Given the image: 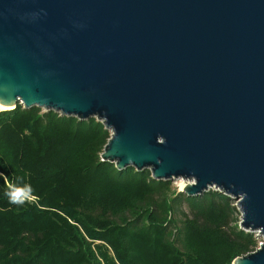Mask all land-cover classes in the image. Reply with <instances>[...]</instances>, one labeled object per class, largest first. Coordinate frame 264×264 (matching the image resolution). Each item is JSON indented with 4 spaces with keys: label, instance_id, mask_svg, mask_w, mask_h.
<instances>
[{
    "label": "water",
    "instance_id": "water-1",
    "mask_svg": "<svg viewBox=\"0 0 264 264\" xmlns=\"http://www.w3.org/2000/svg\"><path fill=\"white\" fill-rule=\"evenodd\" d=\"M0 104L96 118L100 160L214 188L264 237V0H0Z\"/></svg>",
    "mask_w": 264,
    "mask_h": 264
},
{
    "label": "trees",
    "instance_id": "trees-1",
    "mask_svg": "<svg viewBox=\"0 0 264 264\" xmlns=\"http://www.w3.org/2000/svg\"><path fill=\"white\" fill-rule=\"evenodd\" d=\"M109 136L94 117L0 109V264H231L256 249L228 196L118 170L100 160Z\"/></svg>",
    "mask_w": 264,
    "mask_h": 264
},
{
    "label": "rangeland",
    "instance_id": "rangeland-1",
    "mask_svg": "<svg viewBox=\"0 0 264 264\" xmlns=\"http://www.w3.org/2000/svg\"><path fill=\"white\" fill-rule=\"evenodd\" d=\"M42 111H44V109H42ZM188 180L187 179H183V178H174V179H171V186L173 189L179 191V189L184 185V183H187ZM214 190V188H211V190ZM210 190V189H208ZM218 191V190H216ZM24 196L27 197L28 200H34V197L32 196H28L26 193L23 194ZM233 204L235 205V207L237 208L235 202L233 201ZM181 210L184 212V213H187L188 212V209H187V205L186 203H182L181 205ZM238 210V209H237ZM239 212V211H238ZM240 213V212H239ZM238 218L240 219V214L238 216ZM240 222V221H239ZM239 224V223H238ZM240 227V226H239ZM254 235H255V238H256V241H257V247L259 245V243L261 242H264V237L259 235L258 231H253L252 232ZM256 247V248H257Z\"/></svg>",
    "mask_w": 264,
    "mask_h": 264
},
{
    "label": "bare ground",
    "instance_id": "bare-ground-1",
    "mask_svg": "<svg viewBox=\"0 0 264 264\" xmlns=\"http://www.w3.org/2000/svg\"><path fill=\"white\" fill-rule=\"evenodd\" d=\"M11 107L10 106H3L0 104V109H10Z\"/></svg>",
    "mask_w": 264,
    "mask_h": 264
},
{
    "label": "built area",
    "instance_id": "built-area-1",
    "mask_svg": "<svg viewBox=\"0 0 264 264\" xmlns=\"http://www.w3.org/2000/svg\"><path fill=\"white\" fill-rule=\"evenodd\" d=\"M260 244V243H259ZM259 246V245H258Z\"/></svg>",
    "mask_w": 264,
    "mask_h": 264
}]
</instances>
